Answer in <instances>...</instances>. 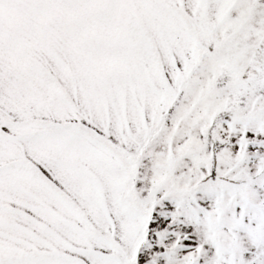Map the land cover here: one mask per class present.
<instances>
[{
	"label": "snow or ice",
	"instance_id": "obj_1",
	"mask_svg": "<svg viewBox=\"0 0 264 264\" xmlns=\"http://www.w3.org/2000/svg\"><path fill=\"white\" fill-rule=\"evenodd\" d=\"M0 264H264V0H0Z\"/></svg>",
	"mask_w": 264,
	"mask_h": 264
}]
</instances>
